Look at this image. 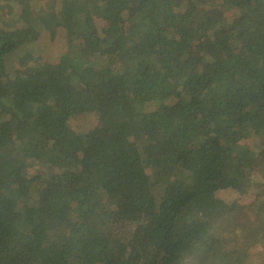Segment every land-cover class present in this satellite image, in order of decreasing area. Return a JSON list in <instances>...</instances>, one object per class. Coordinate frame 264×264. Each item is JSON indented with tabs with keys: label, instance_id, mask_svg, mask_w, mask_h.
<instances>
[{
	"label": "trees",
	"instance_id": "trees-1",
	"mask_svg": "<svg viewBox=\"0 0 264 264\" xmlns=\"http://www.w3.org/2000/svg\"><path fill=\"white\" fill-rule=\"evenodd\" d=\"M0 264H264V0H0Z\"/></svg>",
	"mask_w": 264,
	"mask_h": 264
},
{
	"label": "rangeland",
	"instance_id": "rangeland-1",
	"mask_svg": "<svg viewBox=\"0 0 264 264\" xmlns=\"http://www.w3.org/2000/svg\"><path fill=\"white\" fill-rule=\"evenodd\" d=\"M97 21H98L97 24H99L100 20H97ZM64 41L65 40L63 39V35H60V36L57 35V36H55V40L51 43V45L48 44V47H45L43 49L45 50V52H47L48 50H51V53H56L59 55L61 53L60 50H62V46L64 45ZM57 51H59V52H57ZM48 53H49V51L47 52V54ZM33 55L36 56L37 52L33 51ZM14 62H16L14 57L11 58L9 62H7V64H8V69H6L7 72H9L10 66L14 67L13 66ZM98 125H99L98 120L93 115L80 116V117H77L76 119H74L72 121V127L75 130V132L81 133V134H85L86 132L95 129L96 127H98ZM253 193L245 196L243 198V202L249 201L252 198L251 195H253ZM220 195L222 198H224L225 201H228V202L235 200V198H236V196L230 192H222ZM255 256H256V254L253 253V256H252L253 262L256 259Z\"/></svg>",
	"mask_w": 264,
	"mask_h": 264
}]
</instances>
